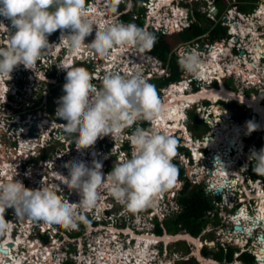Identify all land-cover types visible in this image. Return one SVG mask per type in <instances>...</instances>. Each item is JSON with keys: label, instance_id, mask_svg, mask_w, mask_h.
Listing matches in <instances>:
<instances>
[{"label": "clouds", "instance_id": "9594fccd", "mask_svg": "<svg viewBox=\"0 0 264 264\" xmlns=\"http://www.w3.org/2000/svg\"><path fill=\"white\" fill-rule=\"evenodd\" d=\"M93 1L89 0L85 4V0H0V16L11 21V28L0 21V27L8 31L0 29V36L3 37V35L9 33L7 44L5 46L3 44V47H0V80H3L6 86V89L0 92V116H6L9 111L15 110L17 112L18 107L23 104L24 99H30L36 94L39 95L47 88L51 89L59 81L64 84V95L57 100L58 107L55 115L61 120L58 122L52 119V121H55V124H50L49 122L47 123L49 126H43L46 132L48 131V138H44V140L62 143L68 140L67 134H75L77 151L89 148L90 146H94L98 151L94 157L97 160L94 159L92 161L91 167L84 161L70 160L64 164V167L68 170V174L65 176L57 173V175L60 183L66 187L56 186V180H54L52 172L48 169L44 171L49 165L42 172L48 178L44 182L45 184H41L40 187L35 182L31 183L28 187V183H30L29 178L26 179L27 177L21 174V172L23 173L30 168L40 169L41 162H39V166H35L40 158V153H38L40 147L39 138L31 135L30 138L28 135L29 138H26L30 139V141L34 139V142L30 147L24 148V154L22 155V149L19 146L20 141L14 139L12 133L10 136L8 135V131L14 132L16 129L12 126L14 122H11L10 118H0V123L5 120L7 125L6 131H3L2 126H0V133L5 135L3 148L7 152V156L3 162L0 161V166L2 167V169L0 168V178L4 180V182L0 183V234L12 228V234L19 236L24 229L23 236L27 235L26 239L32 242L41 239L39 241L41 246L45 243L42 235L48 236L49 242L52 244L53 239L50 237V234H52L57 243H66L61 251L65 253L63 254L65 258H67L66 256H70L73 259L75 258L73 254H76L79 250L78 244L83 243L82 237L86 235L88 230L91 231L90 233L106 232L109 236H112V239L121 236V234L131 236L130 233L125 234L126 229L132 228V226L128 225V220L125 219L126 216L123 214L125 211L119 209L123 205L130 207L133 216L136 215L135 213L147 215L148 222L153 223V225L155 223L154 228L158 222L162 225L164 220L169 216H172L175 212H179L180 210H172L170 200H167L168 193L176 190L175 186H170L173 188L169 189V191L165 188L169 187L174 181H177V184L181 186L179 189L181 191L186 181L191 182L187 175L188 169L184 165L183 156L185 155V157L193 161L192 148L198 146L196 142L190 145V141L196 140L191 135L187 137L180 129L174 128V120L171 119L167 121L168 126L171 125L169 126L170 131L167 133L146 131V126L151 122V119L167 117V110L161 104L154 85L148 83L156 78L168 77L164 75V72H160V67L158 66H153V64L148 66L149 70H152L154 74L148 81L139 72L125 78L114 70L108 74L104 71L105 77L97 79L99 83L96 86L92 83V77L85 67H76L75 64L64 65L66 58L61 55V51H58L54 54L57 58L56 63L53 64L54 71L51 74V78L48 80L42 78L43 75L41 77L38 75L41 67L38 66L36 68V66H33L41 59L42 53L46 49L58 44L49 43V36L58 30L60 36H58L59 34L51 36L53 38L51 42L55 41L56 37H58L57 41L59 43H63L65 47L73 51L79 50L82 47H88L101 55L105 54L114 45L131 43L135 44L138 49L145 50L148 54L156 56L149 50L154 46L156 41V37L149 30L152 28L154 31L167 36L176 33H163L162 30H166V26L165 29L161 26L158 30L154 27L157 20L149 17L144 19V15L143 26L139 27L136 21L139 16H137L136 12L132 11V15L128 16L123 13L126 9H131L130 5L133 7V0H130L131 2L128 1L129 7H126V4L122 6V3H117V6L110 4L115 16L117 13H120V17L117 18L118 23L111 24L103 30H96L94 39L90 43L85 44L86 37L92 35L94 31L93 21L86 14L85 7H87L86 5L90 6ZM150 1L144 0L142 4L147 5ZM217 4L219 5V3ZM145 5H143L144 11H146V15L148 16L150 15L149 8ZM181 7L187 12V25L181 26L182 30H186L189 24L192 23L190 21L191 16H189L187 7ZM243 7L244 5H241V10H244ZM126 20L128 24H125ZM147 20H150V23L154 25L150 24L146 31L144 26ZM225 26L229 27L227 24ZM12 29H15V31L13 32ZM182 30L177 32H182ZM148 58L153 61L152 56ZM160 60L163 61L162 59ZM178 62L180 61L178 60ZM163 63L166 64L167 62ZM58 64L61 65L58 67ZM167 64L169 67V63ZM20 65H23L25 70H18L11 76L10 74L14 69ZM262 67L264 70V65ZM121 72L123 73L122 70ZM17 74H21L22 76L17 77ZM28 74H34L38 79L35 84L36 86H30V89L24 86V77ZM64 75L66 76L64 77ZM193 79L194 81H199L195 77ZM170 84L162 86L161 91L163 92L165 87ZM220 101L224 100L220 99ZM209 103L211 104L204 105L206 107L205 110L202 109L203 105L194 104L198 105L197 110L201 117H204L201 114L202 111L207 115V107L212 106L213 102L209 101ZM258 116V121H260L261 117L260 115ZM20 117V113L12 116V118H17L18 120H20ZM249 119L251 120V118ZM232 121L240 122L235 117L232 118ZM136 125H141L143 128L137 127L133 132ZM10 126L14 130L10 129ZM248 130L245 131L246 135L249 132L258 131L256 130V125L252 124L251 121L248 124ZM7 140H12L16 143L13 148L14 150L12 149L11 152H9V148L7 147ZM126 142L133 146L131 158L122 159L115 163L112 170L105 175L102 171L104 163L111 159H116L120 149L119 146ZM253 145L256 146L254 143ZM200 152L204 154L202 150ZM172 158L173 162L180 163L186 168L182 179L175 180L177 169L172 163ZM249 159L252 161H249L247 169L251 177L249 179L245 178L243 181H247L242 184L237 183V186L233 189L234 193H230V196L224 195V190L217 195L215 194V189L217 188H207L206 179L208 176H204L200 182L204 184V190L208 193L213 192L214 196H211L213 207L208 210L206 215L209 221L210 211L216 207H218L219 211L216 215H218L220 220L226 218V215L220 212L223 208L230 212L227 220L230 219L231 215H234V210L231 209L230 204H235L237 207L242 208L243 211H247L243 206L246 201L239 199L240 197H246L250 200H256L252 197L253 195H249L246 191V188H249V182L251 184H259L264 189L262 185L264 182L261 184V182L256 181L260 178H253L251 173V166L255 164L253 171L258 175H264V145L259 147L258 151L253 150ZM45 160L52 161L47 157L42 163ZM7 162L14 165L13 170L15 172H20L17 174V177L15 176V180L8 181L7 176L6 178L3 177V167L6 166ZM40 170H42V167ZM39 174L42 175L41 172ZM35 184L39 187L35 188ZM101 189H106L112 196L108 198H113L116 203L105 200L107 207L100 214L98 212L94 213L92 206L96 204ZM73 190L79 195L78 202H70L69 199L72 197L62 199L64 193L70 195ZM155 195L156 198H153ZM163 196H166V200L163 199ZM219 196L223 199L227 196L229 200H220L217 204L215 198ZM72 199L74 200V198ZM165 202L169 204V207L164 206ZM159 203H161L160 206H158ZM142 205H144V210H135L134 212L135 207ZM116 206L117 210H113ZM8 209H10V215L9 213L7 215ZM251 212L255 214L254 211ZM13 214H16L17 218H13ZM119 218H123V222L118 224L117 219ZM29 219L32 221L30 222ZM215 223L217 224L218 222ZM233 223L234 230L235 225ZM42 225H45V230H42ZM241 227L243 228V226ZM107 228L111 229L107 231ZM113 229L116 231L114 232ZM148 230L150 232H144L135 228V231L139 234L159 237L155 233V229L148 227ZM202 232L199 236H193L189 232L185 233H189L194 238H200ZM168 234L177 235L178 233ZM230 234H227L226 243L233 242L229 246L238 249L235 255L238 253L236 256L239 257L243 252L248 251L245 248L251 247L253 250L249 252L255 255L256 264H259L254 249V242L257 240V236L256 239H254V236H251L243 246L241 241L235 242V238H232L233 235L231 236ZM101 235L103 234L99 233L97 237ZM126 239H129V237ZM228 239H231V241ZM2 241L3 239L0 240V243ZM136 241L134 238L128 243L134 242L136 244ZM85 242L88 244L87 239ZM153 246L154 249L152 250L155 253L164 252L165 249L168 252V244L166 243V246L163 247V240H156ZM71 249L74 250L71 251ZM201 256L204 259L207 258L203 254ZM76 260L78 261L77 258L74 259V261ZM215 261L218 264H222L218 260ZM162 264H164V261H162Z\"/></svg>", "mask_w": 264, "mask_h": 264}, {"label": "bare ground", "instance_id": "6f19581e", "mask_svg": "<svg viewBox=\"0 0 264 264\" xmlns=\"http://www.w3.org/2000/svg\"><path fill=\"white\" fill-rule=\"evenodd\" d=\"M100 1V0H98ZM154 1V6L150 7V9H152L151 11V16H154L152 18L156 19L157 25H161L163 27V29H165V25L170 28V32L173 33L176 30H180L182 29L181 26L182 24L179 22V19L182 18V16L178 15V16H174L173 11H171L170 13L173 14L174 18H167V17H162L160 14H164L167 13V10L164 7H167L169 4L173 6V0H153ZM96 1H93L89 7H85L86 9V14L92 19L93 24H94V30H96L95 25L96 23L99 22V19H97V16L102 15L103 18H106L107 20L109 19L107 17V12L105 10H101L99 11V8L97 7V4L95 3ZM109 2V1H108ZM171 6V7H172ZM263 7V6H262ZM162 11V12H161ZM169 14V13H168ZM234 15V16H233ZM233 15L230 14V16H232V19L236 18V13H234ZM238 15V14H237ZM262 15V14H261ZM169 17V16H168ZM261 17V16H259ZM111 19V18H110ZM239 19V18H238ZM182 20V19H181ZM253 20H255V17L253 18ZM0 21H2L7 27L11 28V21L5 19L4 17L0 18ZM251 21V19H250ZM10 23V25L8 26L7 24ZM234 21H230V24L232 26L231 29V33L237 34L239 25L242 23H238L239 25H234L233 24ZM110 25V23H109ZM108 25V26H109ZM99 27L100 24H99ZM1 29H4L7 31V29L0 27ZM247 28L245 25H242V29L245 31ZM101 30H103L101 28ZM12 31L14 32L15 29H12ZM8 32V31H7ZM6 40L3 41V44L6 45L8 40H9V33L6 34ZM95 37V36H94ZM94 37H92V39H94ZM239 38V37H237ZM246 41V40H245ZM91 41L89 39L85 40V43H90ZM254 42V41H253ZM49 43L55 44L58 43L55 46L50 47L51 52L56 53L58 51H61V55L63 57H65V62L67 61V65H71L73 60H77V53L79 50H75L73 51L70 48H67L63 45V43H59L56 40L51 42L49 41ZM250 42H246V44H248ZM250 45V44H249ZM55 50H52L54 49ZM227 47V46H226ZM52 48V49H51ZM233 48H236L237 50H239L241 52L240 56H234V61H232L231 63H233V66L238 67V69L240 68V66L244 67L245 71H248V68L246 66V63L249 61V57L247 56V53L251 50L252 51V46L250 45V47H248L250 50L246 51V47L243 45V43L240 44V47H235V44L233 43H228V51H227V56L229 58H233L230 57L231 55H235V53L233 54L231 52V49L233 50ZM186 51L187 49H190V47H185ZM225 49V48H224ZM81 50H83V48H81ZM198 49L195 48V51H197ZM216 50L217 47H212L211 50H209L208 52H203V59H201V61H196V60H192L189 59L188 60V65L191 66V70L192 72H194L195 78L201 80L202 83H206L201 89L195 91V92H187V89H189V85H188V79L181 81V82H177L175 84H172V86H167L164 89V94L166 95V98L168 99V101L164 102L162 100L161 104L163 105V107L167 110V117H157L154 119H151L152 123V127L149 128V132H163V133H167L170 131V127L167 124V121L169 119L174 120V128H179L180 126H182L181 130L183 131V133H185V135H187V137L190 136L189 131L185 128L184 124H182V120L185 121L187 119L186 117V113H185V109L190 108V106H193L195 103H199L202 100H209L213 102L212 107L210 108V113L212 114V117L210 118V121L212 122V127L217 129V136L212 139V140H204V144H201V140H199V144L196 145H201L204 147H208L210 149H212L213 154H209L206 157V160H203L202 162V167H203V173L208 172V174L211 176V181H210V188H222V191L227 188V185L230 188V182L233 184H237L238 181H243L245 179V176H243L244 174L241 175L240 170L242 168H246V163L244 164H239V160L241 158L240 155H243L244 153V148H245V144L243 141V132L248 130V124L247 122H244L243 124L240 123H235L234 121L230 120V110L228 109H223L220 104H218L219 100H225V101H229V100H237L239 102H244L245 105L246 103L253 106L254 107V111L256 113H258L261 117V120L258 123H252L254 125H256V130H260V129H264V103H262V101H260L257 97L255 96H245L243 94H238V93H234L232 91L227 90L226 88H219V87H215L211 85V87H207V84H211L213 83V81L215 80V73L216 71L219 69L221 76L219 78H221L222 76H225L227 74L226 69H224V66L222 65V63L216 59ZM128 51V46L127 44H119V45H114L111 49H109L105 54L101 55L99 53L94 54V58L98 59V58H102V64L96 65V68L99 69V71L101 70H105L108 73H111L113 70L116 71V73H119L121 76H123L126 74H131L133 75L136 72L139 73H143V70L141 68V66L143 67L146 66L148 67V65H146V63H142L139 61L138 63V67L137 70L134 71L133 68L130 66L132 63L136 62V59L134 58V56L137 55V51L133 50V54L131 55L130 53L126 54ZM89 52H95V50L89 48ZM190 52V51H189ZM198 53L200 51H197ZM64 53V54H63ZM188 53V52H187ZM183 54H186V52H183ZM253 54V53H252ZM83 55H88V53H83ZM129 55V57H128ZM93 56L91 58H89L90 60L93 59ZM188 57H191L192 54L188 53L187 54ZM252 56V55H251ZM185 57V55H184ZM83 60V59H80ZM231 63L229 64V67L231 65ZM76 64V62L74 63ZM196 64V65H195ZM73 65V64H72ZM21 68L24 70L23 65H20ZM118 67H121V69H117ZM155 66V65H153ZM19 68V67H18ZM158 70V68H156ZM109 70V71H108ZM121 70L123 71V73L121 72ZM250 72V74H248L246 76L245 79V84L246 81L247 83L251 82V78L253 81V72L252 71H248ZM261 72H259L257 74V81L258 84L259 81H261L259 79V74ZM186 74H190L189 71H186ZM125 77H128L126 76ZM97 78V76H95ZM95 79V78H94ZM217 80V79H216ZM218 81V80H217ZM252 83V82H251ZM6 89V86L4 84V81L0 80V92H3ZM248 107V106H247ZM205 106L202 107L203 110H205ZM209 113V114H210ZM210 114V115H211ZM205 115V112H204ZM209 115V116H210ZM206 117H208L207 115H205ZM36 116H32L29 119V122H27V120L24 121V125L22 127V125H18V129H15L14 133L19 137V146L22 149V151L24 152V148L30 147L31 146V141L30 139H27L26 137H29L28 135H25L27 133L28 130L30 132V128L31 125L34 121V118ZM220 120H224L222 121V123L220 125H218V122ZM49 121V120H48ZM18 123H22L21 119L17 120ZM32 122V123H30ZM39 126L41 125H47L46 121L42 122V120L39 121L38 123ZM23 128V129H22ZM249 131V130H248ZM36 132V131H35ZM39 133V131H38ZM23 135L24 138L21 136ZM110 136V135H109ZM236 141L235 145L232 146V154L231 151L228 150V146L231 145L230 141ZM193 145V142H191ZM196 148V147H195ZM218 153V157L220 158V160H218L217 158L214 157V153ZM234 152V154H233ZM198 152H196L197 155ZM235 155V157H234ZM1 157V156H0ZM213 160V161H212ZM237 163L238 167L240 168L237 171V165H235ZM6 166L3 167V177L8 176L7 178H12V179H16V177H14L16 175V172L12 169L11 171L6 172L7 169H11L10 164H5ZM87 165L89 167H91L92 163ZM242 165V166H240ZM65 167L59 168V173L61 174H68L65 173L66 171L64 170ZM194 169V168H193ZM193 171H196V173L193 174H197L200 173V171H197L196 169H194ZM235 171V172H234ZM19 173V172H18ZM234 173V175H232ZM207 174V173H206ZM248 175L249 172H248ZM255 184V183H252ZM59 185H63L59 182ZM221 185V186H220ZM171 185H169L170 187ZM252 186V185H251ZM259 186V184H257V187ZM102 191V189H101ZM221 191V192H222ZM249 195H253L252 197L258 195L259 196V201H258V213H257V217L255 218V220H253L252 222H250L251 220V216L248 214V211L246 210H242L241 208L238 207V210L236 211L237 213L235 214V217L233 216V222L236 221V223L234 222V225H240L239 223H241L242 220H244L246 223V225H248L249 223H251V225L249 226V228L244 227L242 229H234V234L237 235L236 239L237 240H241V239H246L247 237H251L253 236L254 232H252L254 229H256L257 225L260 224L259 226H261L262 222H264V192H259L258 194H256L255 192L251 191V190H247ZM104 192H100L99 193V198L96 202V204L94 206H92V210L94 211V213L96 211H98L100 214L103 211V209L105 207H107L105 205V200H106V195L103 194ZM73 194L76 195V197L74 198V200H72V202H78L79 200V195L73 190ZM217 194V193H215ZM218 195V194H217ZM227 201L229 200L226 196L225 198ZM101 209V210H100ZM253 219V218H252ZM254 225V226H253ZM241 226V225H240ZM262 227H264V225H262ZM260 233H261V238L257 239L255 242V246L257 247L255 249V253L257 254V258H258V262L259 264H264V250L261 249V246L264 247V241H262L261 239L264 240V229L259 228ZM114 232L116 231L115 229L113 230ZM6 236L5 239H3L2 243L4 245V247H6L9 250L8 254H4L2 252H0V264H27L28 262H30V253L32 251H29L27 253H24L22 255H20L19 253H17V251L20 248V244L23 241L22 239H24V237H26L27 235H21L20 237L15 238L12 234V228L10 230H7L6 232ZM125 233L127 234H131L132 239H136L137 240V247L133 249H113L112 245H111V240L112 238H107L99 247L97 250L98 253L96 254H100V253H106V255H108V253L110 254V257H112V261H116V259L118 260V263L116 264H131V262H134L135 264H154V260H155V256L153 254L152 250V246L154 244V242L156 240H163L165 243L169 244L173 239H181V238H188L189 240L193 241L194 243L198 242L197 238L192 237L189 233H179L178 235H171V234H165L162 237H156L154 235H146V234H138L137 232H135L132 228L126 229ZM102 237V236H101ZM130 237V236H129ZM258 242V243H257ZM52 244H57V241L52 242ZM120 244V243H119ZM119 247V246H118ZM29 254V255H28ZM41 256V253H36L33 252L32 256ZM47 256H51V254H48ZM115 258H114V257ZM200 256V255H199ZM52 257L53 254H52ZM96 257H99L96 255ZM199 258L204 259V257L200 256ZM49 259H53L50 258ZM82 260L81 263H84V259H88L87 256L84 257L82 255V257L80 258ZM97 260V258H95ZM90 262H93L92 260H89ZM95 261V260H94ZM104 263H106L105 258L103 259ZM204 261H207L206 263L208 264H218L217 261H214L212 258H205ZM85 263H87L85 261ZM133 263V264H134ZM32 264H41L38 261L33 262ZM113 264V263H111ZM157 264V262L155 263ZM234 264H244L242 261L237 260Z\"/></svg>", "mask_w": 264, "mask_h": 264}, {"label": "rangeland", "instance_id": "374dc122", "mask_svg": "<svg viewBox=\"0 0 264 264\" xmlns=\"http://www.w3.org/2000/svg\"><path fill=\"white\" fill-rule=\"evenodd\" d=\"M94 1H96L95 3L97 4V7L99 8V11H101V10H105L106 12H107V17L109 18V20L111 21V22H113V24H115V23H118V20H117V18H119L120 16H119V14L120 13H117L116 14V16H118V17H116L115 16V14L113 13V11H112V8L110 7L111 5H115V6H117L116 4L117 3H122V6H124L125 4H126V0H122V1H116V0H100V1H98V0H94ZM108 1H110V2H108ZM125 1V2H124ZM128 1H130V0H127V3H128ZM238 1H240L241 3L243 2H246V0H238ZM255 1V0H254ZM124 2V3H123ZM131 2V1H130ZM225 2H226V0H221V2L219 3V7H217L218 5H217V1H216V4H215V6L218 8V11L217 10H213V8H212V6H213V3H212V0H175L173 3V6L172 5H168L167 7H164L166 10H167V13H164V14H160L162 17H167V18H174V16H178V15H180V16H182V18H180L179 19V22L182 24V27H183V25H187V12H186V10L184 9V8H182L181 6H184V7H187L188 8V12H189V16H191L190 18H191V20L190 21H194L195 22V24H194V26L190 29V30H182V29H180V30H182V32H177V31H180V30H176L175 32L176 33H174V34H172V35H163V36H165V38H166V40L168 41V43L171 45V51H170V53H169V58H168V60L167 61H163V62H167V63H170L171 61H173L174 59L175 60H179L181 57H184V55H185V57L184 58H181V59H183L184 60V62H188V60L189 59H191L192 58V60H196V61H201V59H203V52H201V54H200V52L198 53L197 51H199V49H198V47H197V51H195V47H193L192 45H196L195 44V42H197V41H192L191 40V38L192 37H195L197 34H199V35H201L202 33H204V32H206V30L208 29V28H210L208 31L210 32L212 29H214L216 26H220V25H218V23H220V22H222L221 24H223L222 25V29L223 28H225V23L223 22V16H224V14H225V12H226V7H228V5H225ZM177 3H179V4H177ZM183 3H185V4H183ZM186 3H188L189 4V6H186ZM240 3V4H241ZM111 4V5H110ZM240 4H239V6H240ZM128 5V4H127ZM126 5V6H127ZM143 5H145L144 3H143ZM145 6H148V5H145ZM172 6V7H171ZM127 7H129V6H127ZM151 7V6H150ZM247 7V9L248 10H253V6H250V5H247L246 6ZM130 8L131 9H126L123 13H125L126 15H132V9H133V7L130 5ZM171 11H173V13H174V16H173V14L172 13H170ZM162 12V11H161ZM169 13V14H168ZM234 14V13H233ZM232 14V15H233ZM142 15H144V19L145 18H148V16L146 15V11H143L142 13H141V16ZM137 16H139V14L137 13ZM169 16V17H168ZM234 16V15H233ZM151 17H154V16H150L149 18H151ZM111 18V19H110ZM182 19V20H181ZM212 19H214V20H212ZM119 23H120V21H119ZM157 25V24H156ZM161 26V25H160ZM166 26V25H165ZM197 29H199V32L198 33H194ZM224 30V29H223ZM6 36L7 35H3V37H1L0 38V47H3V41L4 40H6L7 38H6ZM58 36H60V33H59V35ZM189 36V37H188ZM184 37H186V42L185 41H183V42H180L181 40H182V38H184ZM56 41H57V37H56V39H55ZM85 40H87V39H85ZM252 41H253V38H252ZM57 42H59V41H57ZM246 42L247 41H242V43H245L246 44ZM177 43H180V44H182L183 46H186L187 44H189L188 46L190 47V52L189 51H186V49H185V47H180L179 48V54H180V56L178 57V52H174L173 51V49H174V47H175V45L177 44ZM224 42H222V44H223ZM226 43V42H225ZM86 44V43H85ZM244 44V45H245ZM250 44V43H249ZM127 46H128V51H127V53L126 54H128V53H130L131 55L133 54V50H136L137 51V55L136 56H134V58L136 59V62H134V63H132L130 66L133 68V70L134 71H136L137 70V67H138V63H139V61L142 63V65H143V63H146V65H155V66H157V64H155L152 60H150L149 58H148V54H147V52L145 51V50H140V49H138L137 48V46L135 45V44H131V43H129V44H127ZM212 47V46H211ZM83 48V50H81V49H79V51H78V53H77V60L75 61V60H73L72 61V64L74 65V63L76 62V64H75V66L76 67H85L87 70H88V72L90 73V76L92 77V83L95 85V84H98V80L97 79H100V78H104L105 77V75L106 74H104L103 72L105 71V70H101V71H99V69L98 68H96V65L97 64H99V65H101L102 64V58H98V59H95L94 58V54H96V52H89V48L88 47H82ZM52 49V48H51ZM228 49V45H227V47L225 48V49H220V51H221V56L219 57V61L222 63V65L224 66V69H226V72L228 73L225 77H223V83H224V85L228 88V89H232V90H238V92H243V93H246V90L243 88V87H249L248 88V91L247 92H250V93H252V94H258V95H260L259 96V99L262 101V103H264V89L262 88V89H259L257 86L256 87H254V86H250V85H253L251 82L250 83H247V81H246V84H245V79H246V76L248 75V74H250V72H248V71H245L244 70V67L243 66H240V68L238 69V67H235V66H233V63H231V65H230V67H229V64H230V62H229V57L227 56V50ZM49 50H50V48H49ZM52 50H55V47H54V49H52ZM250 50V49H249ZM251 51V50H250ZM183 52H186V54H183ZM191 53L192 54V56L191 57H188L187 56V54L188 53ZM231 52L234 54L235 53V55H231L230 54V57H233L232 58V61H234V56L236 57V56H240V54H241V52L239 51V50H237L236 48H233V50L231 49ZM52 53V52H51ZM57 53V52H56ZM56 53H54V54H56ZM83 53H88V55H83ZM251 52H248L247 53V56L250 58L251 57V55H252V53L250 54ZM93 56V59L92 60H90L89 58H91ZM128 57H129V55H128ZM155 57H157V56H155ZM158 58V57H157ZM80 59H83V60H80ZM158 59H160V58H158ZM186 60V61H185ZM260 61V60H259ZM186 62V64L188 65V63ZM71 64V65H72ZM78 64V65H77ZM196 65V64H195ZM144 66V65H143ZM50 68V67H49ZM93 68V69H92ZM141 68H142V66H141ZM259 68H260V62L258 63V70L257 71H255L254 72V74H253V80H254V82H256V84H258L257 82V74L260 72V70H259ZM117 69H118V71H119V69H121V67H118L117 66ZM186 69V67H184V69H183V71ZM117 71V70H116ZM186 71H189V73L190 74H186L185 76H183V72L180 74V78H177V79H175V80H173V81H176V80H180V81H178V82H181V81H184V80H186V79H188V81H189V78L188 77H190V76H192V77H195L196 75H194V72H192V70H191V66H189L188 65V69L186 70ZM161 73H163L164 71H160ZM258 72V73H257ZM107 74H108V72H106ZM103 75V76H102ZM126 75V74H125ZM19 76H22L21 74H17V77H19ZM95 76H97V78L95 77ZM126 76H131V74H127ZM183 76V77H182ZM16 77V78H17ZM259 77V76H258ZM95 78V79H94ZM182 78V79H181ZM251 80H252V78H251ZM217 80H214L213 81V83H211V84H207L206 86L207 87H211V85H212V87L213 86H217V85H215V82H216ZM219 81V83L221 84V82H220V80H218ZM206 83H202L201 82V80H199V81H194V89H191V87H190V89H187V92H195V91H197V90H199V89H201L204 85H205ZM63 83H58L56 86H58V91H57V95L59 96V97H61L62 95H64V92H63ZM165 86V85H164ZM170 86V85H169ZM167 87V86H166ZM220 87H222V84H221V86ZM219 87V88H220ZM161 88L162 87H160V86H158L157 85V89H158V91H159V95H158V97L159 98H162L161 100L162 101H164V102H166V101H168V99L166 98V95L163 93L164 92V90H163V92L161 91ZM254 92V93H253ZM252 94H248V95H252ZM38 96L39 95H34V97H37L38 98ZM47 99L42 103V104H40V106L37 108L38 109V111H36V112H38V114H43L42 116H43V120L42 121H46V123H48V122H50V124H51V122H53L51 119H55V117H53L52 118V112L51 113H49L46 109H45V107L47 108V106H49V105H51L52 104V102H51V96L49 97V96H47L46 97ZM232 100H229V101H226L225 102V100L224 101H220L219 100V102H218V104H220V106L221 107H223V108H228V107H226L225 105H227V103H230ZM54 102L57 104V99L55 100L54 99ZM235 102H237V103H239V104H245L244 102H239V101H235ZM225 103V104H224ZM198 105H203V107H204V105H209V104H211V103H209V100H207V99H205V100H202L201 102H199V103H197ZM58 105V104H57ZM213 105V104H212ZM247 105V104H246ZM26 106H27V104H24V102H23V104L22 105H20L19 107H18V111L17 112H15V110L14 111H9L8 112V114L6 115V116H0V118L1 119H4V118H10L11 116H13L14 114H19L22 110H24V108H26ZM194 106H192V107H190V108H188V109H185V113H186V117H187V119L185 120V121H183V123H184V126H185V128L187 129V125L190 127V128H192V130L194 131V133H196V134H198V136H200L201 134H202V137H203V139L205 140V139H207L208 137V135H211V133L210 132H214V134L216 133V129H214L212 126L208 129H206L205 127L203 128L202 127V124H198V123H193L191 120H192V117H190L189 116V113L188 112H190V111H192L194 108H193ZM212 106L210 105L209 107H207V110H208V112H207V115L209 116L211 113H210V108H211ZM229 110H230V114L232 115V117H231V121H232V118L233 117H235L234 116V109L233 108H228ZM15 112V113H14ZM252 112H254V109H252ZM210 113V114H209ZM233 113V114H232ZM212 115V114H211ZM230 115V116H231ZM208 118V117H207ZM249 118H251L250 116L249 117H247L245 120L247 121V122H250L251 121V123L252 122H254L253 121V119H249ZM49 120V121H48ZM238 120V119H237ZM5 121V120H4ZM222 121H224V120H222ZM240 122H241V120H239ZM258 121V120H257ZM239 122V123H240ZM259 122V121H258ZM191 123V124H190ZM242 123H244V122H242ZM187 124V125H186ZM212 125V124H211ZM153 125H152V123H148L147 124V126H146V131H149V128L150 127H152ZM182 128V126H180V129ZM17 129V128H16ZM188 130V129H187ZM260 130H264V129H260ZM260 130H258V131H260ZM182 131V130H181ZM183 132V131H182ZM11 133L13 134L12 135V137L14 138V139H17V140H20L19 139V137L13 132V131H11ZM245 133L246 132H244L243 133V137H244V135H245ZM184 135H185V133H184ZM23 138H24V136L23 135H21ZM48 138V137H47ZM1 139L2 140H5V137H1ZM202 140V139H201ZM244 140H245V138H244ZM198 141H199V139H198ZM198 141H190V144H192L191 142H193V143H195L196 142V144H199V143H197ZM7 145L8 146H10V147H12V148H14L15 147V145H16V143L15 142H13L12 140H7ZM244 143H245V141H244ZM4 143L3 142H1L0 141V145H3ZM246 144V148H244L245 149V151H244V153H243V157L242 158H248L251 154H252V152H253V150H255V151H258V149H259V147H262V146H259V147H257V146H254L252 143H249L248 145H247V143H245ZM94 146H90L89 147V149H91V151L93 152V150H92V148H93ZM196 147V146H195ZM195 147H193L194 148V150H196V149H198L197 147H199V146H197L196 148ZM210 149V148H209ZM85 149H80L79 151H77V154L73 157V158H71V159H60V160H58V161H62V163L63 164H65L66 162H68V161H70V160H73V161H75V158H77V157H79V152H83ZM132 150H133V146L132 145H130V147H129V152H131L132 153ZM67 152V155H65L66 157L68 156V155H70V151L69 150H67L66 151ZM211 152H212V149H211ZM48 154H49V151L47 152ZM128 153V152H127ZM126 153V154H127ZM231 154H232V151H231ZM234 154V153H233ZM196 155V154H195ZM95 157V155H93L92 154V156L91 157H89V156H84V158H85V163L87 164H91L92 163V161L95 159V160H97V158H94ZM234 157H235V155H234ZM128 159L129 158H131L130 156H128L127 157ZM206 158V157H205ZM121 160L122 159H124V157L123 158H120ZM77 161V160H76ZM200 161H202L203 162V156L202 155H200L199 154V152L197 153V155H196V157H195V159H194V161H193V163H198V162H200ZM55 162H51V164L49 165V166H47L46 167V169L45 170H49V171H51L52 173H53V177H54V180H56V182H55V185L56 186H58L59 185V178H58V175H57V172H56V169L53 167V164H54ZM189 163H191V162H189ZM242 164H244V163H242ZM195 165H197L196 167H199L200 168V166H199V164H194V166ZM235 165H237V163L235 164ZM248 165V163H246V166ZM10 170L9 169H7L6 170V172H8V171H11L12 169H13V164L12 163H10ZM240 166H242V165H240ZM0 168L2 169V167L0 166ZM193 168L194 167H188V171L190 172L191 170H193ZM40 169H41V167H40ZM240 168L238 167V165H237V171L239 170ZM32 170H34V169H32ZM64 170L66 171L65 173H68V170L66 169V168H64ZM202 170V169H201ZM186 172V171H185ZM184 172V173H185ZM235 172V171H234ZM240 172H241V175L242 174H244L243 176H245V178L247 177V175H248V169H247V167L246 168H243V169H241L240 170ZM39 173H40V171H39ZM42 173V172H41ZM183 173V174H184ZM207 173V174H206ZM206 173H203V174H205V175H208V177L209 178H211V176L208 174V172H206ZM17 174H18V172H16V177H17ZM192 175L194 176V174L192 173ZM232 175H234V173L232 174ZM14 176V177H15ZM8 177V176H7ZM51 177V176H50ZM183 177V176H182ZM36 178H39V177H36ZM42 178V177H41ZM40 178V182H38V181H34V182H36L37 184H39L40 185V187H41V184H45L44 182H45V180H43V179H45V178H43V179H41ZM20 179H21V177H20ZM176 179H179L178 177H176ZM14 180H15V178H14ZM262 180V179H261ZM21 181V180H20ZM47 181V180H46ZM245 181H247V180H245ZM245 181H243V182H241L240 180L238 181V183L239 184H242V183H244ZM256 181H258V180H256ZM51 183H53L52 181H50ZM262 182H264L263 180H262ZM233 183H231L230 182V184L229 185H232ZM252 185V186H251ZM35 186V188H37V187H39V186H37L36 184L34 185ZM47 187H49L48 185H46ZM51 186H52V184H51ZM171 186H176L175 185V181L171 184ZM221 186V185H220ZM235 186H237V184L235 185V184H233L232 185V187H235ZM59 187H66L65 185H59ZM35 188H32V189H35ZM175 188V187H174ZM227 188H229V186L227 185ZM247 190H252L253 192H255L256 194H258L259 192H264V189H263V187L261 186V185H259L258 187H257V184L255 183V184H250L249 185V188H246ZM104 195H106V196H110V197H112L110 194H109V192L107 191V190H105L104 191V193H103ZM179 194H180V191H179V193H178V195H177V198H176V200H177V202H178V196H179ZM223 194L224 195H228V196H230V191H227V190H225L224 189V191H223ZM208 195H211L212 197H214L213 196V192H209V194ZM171 196V195H170ZM70 198V195L68 194V193H64L63 194V197H62V199H69ZM254 198L257 200V203H258V201H259V196L258 195H256V196H254ZM171 200V199H170ZM221 200V197L219 196V197H217V198H215V201H217V202H219ZM224 200H226V199H224ZM160 201V200H159ZM71 202H72V200H71ZM75 202V201H74ZM161 202V201H160ZM179 203V202H178ZM123 204H126V203H123ZM180 204V203H179ZM161 205V203H159L158 204V206H160ZM144 206V205H143ZM179 206H181V205H179ZM230 207H231V209L232 210H234V213L236 214L237 212V210H238V207L235 205V204H232V205H230ZM223 208V207H222ZM124 209L125 210H128V209H130L127 205L124 207ZM181 210V209H180ZM9 211H10V209H8L7 210V215H8V213H9ZM96 212H98V211H96ZM103 212V211H102ZM219 211H218V207H216V208H214L212 211H210V214H209V217H210V221L208 222V224L206 225V227L203 229L204 231L202 232V235H201V237L200 238H197V240H198V242L196 243H194L193 241H191V240H189L188 238H181V239H179V238H177V239H173L169 244H168V255L167 256H164V255H162V253H161V257H162V259L165 261V264H208V263H206L207 261H204V260H202V258H199L201 255H202V251H203V249L205 248V247H208V248H210V249H213V250H217V249H219L222 245L224 246V247H228V245H227V243H224V241H221L220 242V240H224V239H226V237H227V234H230V233H232L233 234V237L232 238H235L236 239V237H237V235L236 234H234V231H232L231 230V228H232V223H228V222H231L233 219V217H231L228 221H227V216H228V214L230 213V212H228L225 208H223V209H221L220 210V212L224 215H226V218H224V220H220L219 218H218V215H216L217 213H218ZM259 212V211H258ZM257 212V213H258ZM99 213V212H98ZM257 213L255 212V214H254V216H256L257 217ZM125 216H126V218L125 219H127L128 220V225H131L132 226V229H134V231H135V228H138L139 230H142V231H144V232H150V230H148V227H151V228H153V229H155L156 230V227L154 228V225H155V223H154V225H153V223H150V222H148V219H147V215H143V213H135L136 215L135 216H133L131 213H129L128 211H125L124 213H123ZM234 214V215H235ZM9 215H10V213H9ZM123 222V218H119V219H117V223L119 224V223H122ZM126 223H127V221H125ZM211 222H213L214 223V225H212V223ZM215 222H218L217 224L215 223ZM150 223V224H149ZM235 223H236V221H235ZM261 225H264V222H262V224ZM148 226V227H147ZM161 227H163V236L167 233H169L168 231H167V226L164 224V223H162V226ZM100 228V227H99ZM102 228V227H101ZM95 229V228H94ZM108 229H111V228H107V231H108ZM114 230V229H113ZM23 231H24V229H23ZM23 231H22V234L20 233V235L19 236H15V235H13L15 238H17V237H20L21 235H23ZM218 231H220L221 232V234H222V236H223V238L224 239H220L219 237L220 236H218V234H217V232ZM91 231L90 230H88L87 232H86V235H84L82 238H83V243H79L78 244V249L80 250V252H83L82 254H80L78 257H77V259H78V264H81V262H82V260L80 259L81 257H82V255L84 256V257H88L89 255H92V257H95V256H93V255H95V253H98L97 252V250H95V249H98V247L107 239V238H112V236H109V234L108 233H106V232H102V231H100V232H94V233H90ZM136 232V231H135ZM186 231H184V230H181L179 233H185ZM99 233H101V234H103V235H101L100 237H96V235H98ZM138 233V232H137ZM156 233V232H155ZM178 233V234H179ZM94 234V235H93ZM139 234V233H138ZM148 234V233H147ZM177 234V235H178ZM231 235V234H230ZM122 236V237H121ZM121 236H119V237H117V238H115L114 240L112 239L111 240V245H112V248L113 249H117V250H119L120 249V246H123V247H121V249L123 248V249H128V250H130V249H133L134 248V250H135V248L137 247V241H136V244L134 243V242H131V243H128V241L129 240H126V238H128L129 236H126V235H124V234H121ZM24 237V236H23ZM27 237V236H26ZM26 237H24V239H22L23 241L21 242V244L19 245L20 246V248H19V250L17 251V253H19L20 255H22V254H24V253H27V252H29V251H32L31 253H30V262H28L27 264H32L33 262H35V261H38V262H40L41 264H56L54 261H55V259H49V257L50 258H56V257H58V258H62V257H65V256H63L62 254H65V253H59V252H61L62 251V249H63V247L65 246V244L66 243H61V242H58L57 244H54V245H52L50 242H48L47 244H45L44 243V247L43 246H41V244L39 243V241H41V239H39V240H36V241H34V242H32L31 240L29 241L28 239H26ZM35 237V236H34ZM84 238L85 239H87V242L88 243H90V245L89 244H87L85 241H84ZM231 238V239H232ZM2 238H1V236H0V240H1ZM129 239H132V236H130L129 237ZM136 240V239H135ZM54 241H57L56 239H54ZM120 243V244H119ZM258 243V242H257ZM256 244V242H254V245ZM154 245V244H153ZM119 246V247H118ZM166 246V243L164 242V246L163 247H165ZM222 246V247H223ZM152 249H154V246H152L151 247ZM257 247H254V249H256ZM120 249V250H121ZM236 249V248H235ZM248 249V248H247ZM250 249V248H249ZM74 249H71V251H73ZM155 250H156V248H155ZM238 249H236V251H237ZM257 250V249H256ZM76 251H77V248H76ZM152 252H153V254H155V252H154V250H151ZM235 251V252H236ZM33 252H38V253H41L42 255L41 256H36V254H35V256H32L33 255ZM165 252H167V250L165 249L164 250V253ZM235 252H234V256H235V258H234V260H233V264L237 261V260H240L236 255H235ZM48 254H51V256H47ZM52 254H53V256L54 257H52ZM76 255H78V254H76ZM200 255V256H199ZM155 256V255H154ZM91 257V258H92ZM156 257V256H155ZM199 259H201L202 261H200V260H198V258ZM89 258V257H88ZM91 258H89V259H91ZM207 258H213V260L215 259V260H217L216 258H214V256H212V254L210 255V256H208ZM236 258H238V259H236ZM53 260V262H50L49 263V261H52ZM96 260V259H95ZM214 260V261H215ZM84 261V260H83ZM200 261V262H199ZM240 261H242V260H240ZM155 262H157V264H162V261H159V260H157V257L155 258V260H154V262L153 263H155ZM243 262V261H242ZM244 263V262H243ZM222 264H231V263H229V262H227V260H224L223 262H222Z\"/></svg>", "mask_w": 264, "mask_h": 264}, {"label": "flooded vegetation", "instance_id": "af4514ba", "mask_svg": "<svg viewBox=\"0 0 264 264\" xmlns=\"http://www.w3.org/2000/svg\"><path fill=\"white\" fill-rule=\"evenodd\" d=\"M152 1V2H151ZM150 1V3H151V5H152V7L154 6V1L153 0H151ZM128 4V5H127ZM183 4H185V3H183ZM126 5L127 6H129L130 4H129V2L128 3H126ZM126 6V7H127ZM186 6H189V4L188 3H186ZM115 14V13H114ZM150 16H151V14H150ZM2 16H0V18H1ZM152 18V17H151ZM232 16H230L229 15V17H227V21H228V23L230 24V21L232 20ZM97 19H99V22L98 23H96V25H95V29L96 30H101V28L102 29H104V28H106L108 25H109V23H110V25L111 24H113V22H111L109 19L107 20L106 18H103V16L102 15H99V16H97ZM251 21H253L254 22V20L253 19H251ZM192 23L191 24H189V27L186 29V30H190L193 26H194V24H195V22L194 21H191ZM222 22H220V23H218V25H220L221 27H222V25L223 24H221ZM99 24H100V26L101 27H99ZM8 26L10 25V23H8L7 24ZM231 25V24H230ZM245 26L247 27V25L245 24ZM11 27V26H10ZM229 27H227V26H225V28H223L224 29V31H225V34H219L218 35V37L216 36V37H214L212 34V32H213V30L214 29H212L210 32L208 31L210 28H208L207 30H206V32H204V33H202L201 35H199V34H197L195 37H192L191 38V40L193 41H197V42H195V43H198L199 44V47H198V49H199V51H200V54H201V52H208L209 50H211L212 49V47H217V50H216V59L217 60H219V57L221 56V51H220V49H224V48H226V46L228 45V43H233V44H235V47H237V43H239V38H237V37H235V38H232L233 36L231 35V33L229 32V29H228ZM1 29V28H0ZM1 32V31H0ZM198 33V32H197ZM223 39H224V41H223ZM183 41H187L186 40V37H184V38H182V40L180 41V42H183ZM254 41V42H253ZM253 41H252V43H250V45L252 46V51H250L251 53H253L252 54V56L249 58V61L246 63V66H247V68H248V71H252L253 73L255 72V71H257L258 70V63H259V58L261 57V52L263 51V46L261 45V42L258 40V37L255 35V37H253ZM222 42H224L223 44H222ZM226 42V43H225ZM242 43V42H241ZM178 44H180V43H177L176 45H178ZM175 45V46H176ZM5 46V45H4ZM212 46V47H211ZM182 47H187V45L186 46H182ZM189 47V46H188ZM46 50H48L49 51V49H46ZM190 49H187V51H189ZM246 50V49H245ZM247 51V50H246ZM51 52V51H50ZM49 52V53H50ZM229 62L231 63L232 62V58H229ZM67 61L65 62V64L64 65H67ZM264 65V57H262V59L260 60V68H259V70H260V74H259V79L261 80V81H264V70H263V66ZM24 67V66H23ZM185 67H186V69H188V65L186 64L185 65ZM18 70H23L22 68H21V66H19V68L17 67L16 69H14V71L10 74L11 76L14 74V72H17ZM24 70H25V68H24ZM258 73V72H257ZM228 74V73H227ZM226 74V75H227ZM215 75H216V77H215V80L217 79V80H220V82H221V84H222V87L221 88H226L227 90H229V91H232V92H234V93H238V94H243V95H245V96H255V97H257L258 99H259V96L260 95H258V94H252V93H250V92H247L246 91V93H243V92H238V91H235V90H232V89H228L225 85H224V83H223V77H225V76H222L221 78H219L220 76H221V73H220V71H219V69L216 71V73H215ZM189 78V82H188V85H189V89H190V87H191V89H194V79H193V77L192 76H190V77H188ZM182 79V78H181ZM1 81H3V80H1ZM178 81H180V80H176V81H171V82H169L168 84H170V83H172V84H175V83H177ZM261 81H259V83L261 82ZM58 83H60L59 81L55 84V85H53L52 86V88L50 89V88H47L46 90H44L43 92H41L40 94H39V96H38V98L37 97H32V98H30V99H24V104H27V106H26V108H24V110H22L21 112H20V118L19 119H21V121H22V123H18L17 122V120L16 121H14V123L15 124H17V127H18V125H24V121L25 120H27V122H29V118L30 117H34V116H36L34 119H36V120H38V123H39V121L40 120H43V114L41 113V114H38V112H36V111H38V107L40 106V104H42L47 98V96H51V102H52V104L51 105H49V106H47V108L45 107V109L49 112V113H51L52 112V118L53 117H55V119L54 120H57L58 122L61 120V119H59V118H57L56 117V115H55V111H56V109H57V107H58V105L54 102V99L56 100H58V98H59V96L57 95V91H58V86H56ZM148 83H150V84H153L154 83V81H149ZM221 84L219 83V81H216L215 82V85H217L216 87H220L221 86ZM260 86H261V88H263L264 89V83H260ZM259 86V87H260ZM258 87V88H259ZM53 90H55V91H53ZM254 93V92H253ZM248 94H252V95H248ZM159 98V97H158ZM160 100L162 99V98H159ZM260 100V99H259ZM233 102H235V101H237V100H232ZM261 101V100H260ZM46 102V101H45ZM226 102V101H225ZM237 103V102H236ZM225 104V103H224ZM237 104H239V103H237ZM247 104V103H246ZM207 105V104H206ZM242 105H244L246 108H248L250 111H249V115L251 116L252 114H256L257 116L259 115L258 113H256L255 111L254 112H252V109H254V107L253 106H251V105H249V104H247V105H245V104H243L242 103ZM247 106H249V107H251V108H249V107H247ZM197 107H198V105H194V109L192 110V111H190V112H188L189 113V116L190 117H192V122L193 123H198V124H202V127L204 128H210L211 126H210V118L212 117V115H210V116H208V118L206 117V116H204V117H201L200 115H199V112H198V110H197ZM226 109V108H225ZM234 111H235V109H234ZM12 117V116H11ZM10 117V118H11ZM259 117V116H258ZM52 120V119H51ZM43 122V121H42ZM175 122V121H174ZM241 122H243V120H241ZM30 123H32V122H30ZM49 123V122H48ZM254 123H258V122H254ZM33 124V123H32ZM51 124H55V121H53V122H51ZM182 124H184L183 123V121H182ZM191 124V123H190ZM11 125V124H10ZM23 125H22V127H23ZM187 125V124H186ZM32 126V125H31ZM44 125H41V126H39L38 124H37V126H36V129L34 130V134H32L31 136H37L38 138H39V144H40V147H39V150H38V153H40V158H39V160L36 162V165L35 166H39V162H42L45 158H47V157H49L51 160H52V162H55L54 164H53V167L56 169V172L57 173H59V168H62V167H64V164L62 163V161H58V160H60V159H71V158H73L76 154H77V145H76V143H75V134H67L68 135V140L67 141H64V142H56V141H50V140H47V141H45L44 140V138L46 139L47 137H48V131L46 132V130H45V128L43 127ZM47 126H49V125H47ZM137 127H140V128H143L141 125H136L135 126V128L133 129V132H134V130L137 128ZM174 127V126H173ZM10 129H13V128H11V126H10ZM18 129V128H17ZM23 129V128H22ZM177 129H180V127L178 128L177 127ZM187 129H188V131H189V133H190V135L193 137V139L194 140H201V144H204V139H203V137H202V134L200 135V136H198V134H196V133H194V131L192 130V128H190L188 125H187ZM14 130V129H13ZM181 130V129H180ZM36 131V132H35ZM38 131H39V133H38ZM132 132V133H133ZM215 132V131H214ZM25 133H27V135H29L30 136V134H29V130L27 131V132H25ZM131 133V134H132ZM244 133V132H243ZM31 136H30V138H31ZM245 136H246V134L244 135V137H243V141H245L244 140V138H245ZM29 138V137H28ZM34 142V139H32V141H31V143H33ZM245 143H246V141H245ZM244 143V144H245ZM249 143H247V145H248ZM253 144V143H252ZM8 147V146H7ZM129 147H130V144L128 143V142H126V143H124V144H121L120 146H119V152H118V154H117V156H116V159H111L110 161H106L105 163H104V165H103V169H102V171H103V173L106 175L107 173H109L111 170H112V168H113V165L115 164V163H117V162H119V161H121V159L120 158H123L124 157V159H128L127 157L128 156H130L131 157V152H129ZM203 147V152H205L204 154H203V160H206V158L205 157H207L210 153H211V149H209L208 147H204V146H202ZM245 148H246V144H245ZM67 150H69L70 151V155H68L67 157L65 156V155H67ZM92 150H93V152L91 151V149H89V148H85V150L83 151V152H79V157H77V158H75V161L77 160V161H85V158H84V156H89V157H91L92 156V154L93 155H95V154H97L98 153V151H97V149L96 148H92ZM49 151V154L47 153ZM244 151H245V149H244ZM128 152V153H127ZM127 153V154H126ZM234 153V152H233ZM24 154V152L22 151V155ZM177 154V153H176ZM178 155V154H177ZM241 156V158H240V160H239V164H242V163H249V161H250V159H249V157L248 158H242L243 157V155H240ZM34 163V162H33ZM102 163V162H101ZM172 163L175 165L177 162H173V158H172ZM202 164V161H200L199 162V165H201ZM178 165H179V167L177 168V169H179V168H182L183 169V173L186 171V168L183 166V165H181L180 163H178ZM193 164H190L189 166H187V167H191ZM30 166H32L31 164H30ZM247 167V166H246ZM245 168V167H244ZM243 169V168H242ZM40 170V169H39ZM44 171H46V170H44ZM42 174V173H41ZM65 176L67 175V174H64ZM205 175V174H204ZM206 176H208V175H206ZM6 178V177H5ZM41 178V177H40ZM180 179V178H179ZM10 180H12V178H8V181H10ZM175 180H178V179H175ZM175 184H176V186H175V189L177 188V181H175ZM248 184H251V182H249ZM171 188H173V187H167V188H165L167 191H169V189H171ZM164 189V190H165ZM106 189H102V191L100 190V192H104ZM71 193H73V191H71ZM70 193V197H72V198H75L76 197V195H74V194H71ZM74 193H75V191H74ZM107 198H106V200H107V202H113V203H116V201L113 199V198H108V196H106ZM153 198H156V195L153 197ZM221 200L222 201H224V199L221 197ZM105 205L107 206V203H106V201H105ZM124 205L123 206H121L119 209L121 210V211H126L125 209H124ZM106 208V207H105ZM104 208V209H105ZM130 208V207H129ZM113 210H117V206L116 207H114V209ZM135 210H139V211H142V210H144L143 209V205L142 206H138V207H135L134 208V212H135ZM129 213H132V211H130V209H128L127 210ZM102 213V212H101ZM123 213V212H122ZM250 216H251V220H250V222H252L253 220H255V218H256V216H254V214H253V212H251L250 211ZM253 218V219H252ZM233 223V222H232ZM260 228L261 229H264V227H262V225L260 226ZM231 230L233 231V226H232V228H231ZM124 232V231H123ZM7 233L5 232V235H6ZM125 234H127V233H125ZM191 234V233H190ZM94 235V234H93ZM192 235V234H191ZM259 235H261V233H260V231L258 232V234H257V239H259L258 237H259ZM98 235H96V237H97ZM158 236L159 237H162L163 236V234H158ZM2 239H5V237H2ZM84 241H86V239H84ZM59 253H62V252H59ZM161 253H162V255H164V256H167L168 255V253L169 252H158V253H155V256L157 257V260H162V261H164L163 259H162V255H161ZM63 255V254H62ZM97 256H99V257H96L97 258V260H96V262L98 263V264H111V263H113V264H116V263H118V260L116 259V261H112V257H110V254L108 253V255H106V253H100V254H96ZM64 256V255H63ZM114 257V256H113ZM105 258V261H106V263H104V261H103V259ZM115 258V257H114ZM198 258V257H197ZM53 259H55V263L56 264H77L78 263V261L76 260V261H74V259H76V258H72V257H68L67 256V258H65V257H60V258H58V257H56V258H53ZM198 260H200V261H202L201 259H199L198 258ZM199 261V262H200ZM50 262H53V261H49V263ZM156 263V262H155ZM154 263V264H155ZM152 264V263H151ZM164 264H165V261H164Z\"/></svg>", "mask_w": 264, "mask_h": 264}, {"label": "built area", "instance_id": "2783aa9c", "mask_svg": "<svg viewBox=\"0 0 264 264\" xmlns=\"http://www.w3.org/2000/svg\"><path fill=\"white\" fill-rule=\"evenodd\" d=\"M216 1H217V3H220L221 2V0H212V3H213V6H212V8L214 9V10H217L218 11V8L217 7H219V5L216 7L215 6V4H216ZM241 2L240 1H238V0H226V2H225V5H228V7H226L225 9H226V12H225V14H224V16H223V22L225 23V24H227V25H229V32L231 33V29H232V26L228 23V21H227V17H229V15L231 14H233V13H236V18L235 19H232V21H234V25H239L240 23H242V24H240L239 25V28H238V31H237V34H235L234 35V33H231V35L233 36L232 38H235V37H239V43H237V47H240V44H241V42L242 41H248V42H250V43H252V38L253 37H255V35L258 37V40L261 42V45L263 46V51L261 52V57L259 58V60H261L262 59V57H264V0H246V2H242L241 4H240ZM239 4H240V6H239ZM148 5V8H149V14H151V11H152V9H150V6H152L151 5V3H149V4H147ZM241 5H252L253 6V10H250V11H248V10H241ZM263 6V7H262ZM238 14V15H237ZM262 14V15H261ZM259 16H261V17H259ZM134 17H135V15H134ZM148 17H150V15L148 16ZM255 17V20H254V22L253 21H250V19H253ZM239 18V19H238ZM151 21L150 20H147L146 21V24H145V26H144V29L147 31L148 30V27L150 26V24H152V23H150ZM239 23V24H238ZM125 24H128L127 23V20H126V22H125ZM247 25V28H245L246 30L244 31L243 29H242V25ZM152 25H154V24H152ZM154 27L156 28V29H158L159 30V28H161V26H159V25H154ZM163 31V33H165V34H170L171 32H170V28L168 27V25L166 26V30H162ZM58 38V37H57ZM223 41H224V39H223ZM196 45L194 46V45H192L193 47H195V48H197V47H199V44L198 43H195ZM245 43H243V45H244ZM189 44H187V46H188ZM183 45L182 44H178V45H176L175 47H174V49H173V51L174 52H178V54H179V48L180 47H182ZM245 47H246V50L247 51H249V48L248 47H250V45H249V43L248 44H245L244 45ZM50 48V47H49ZM48 48V49H49ZM50 51H48V50H45L43 53H42V56H41V59L39 60V61H37V63L33 66V67H35L36 66V68H38V66L39 67H41V69H40V71H39V76L41 77V75H43V77L42 78H45V79H50L51 78V74L53 73V71H54V65L53 64H55L56 63V58H57V56L56 55H54L53 54V52L51 53H49ZM250 52V51H249ZM148 54V53H147ZM251 54V53H250ZM152 56V59H153V62L154 63H156L157 64V66L158 67H160V71H164V75H166V76H169L170 75V69H169V67H168V64L166 63H163V61H161L160 59H158L157 57H155V56H153V55H150V54H148V57H151ZM179 56H180V54H179ZM181 57V56H180ZM181 58H184V57H181ZM179 59V61L181 62V63H183L184 65H186V62H184V60L183 59ZM260 62V61H259ZM61 64H58V67L60 66ZM50 67V68H49ZM142 70H143V73H142V76L146 79V81H148L150 78H152L153 76H154V74H153V72H152V70H149V68L148 67H146V66H143L142 67ZM186 70L187 69H185L184 71H183V76H185L186 75ZM109 71V70H108ZM103 76V75H102ZM123 76L125 77V75L123 74ZM182 76V77H183ZM125 78H127V77H125ZM197 79V78H196ZM197 80H199V79H197ZM38 81V79L34 76V74H28L27 76H25L24 77V86H25V88H27V89H30V86H36L35 84H36V82ZM251 82H252V84L253 85H250V86H254V87H259L260 86V84H256V82H254V80L252 81L251 80ZM98 83H99V81H98ZM101 83H102V81H101ZM258 83V82H257ZM260 83H264V81H261ZM96 86L98 85V84H95ZM170 86H172V84H170ZM245 90H248V88L249 87H243ZM259 89H262L261 88V86L259 87ZM201 114L202 115H204V113H203V111L201 112ZM205 116V115H204ZM231 119V118H230ZM9 120H11V122H14V121H16V120H18L17 118L15 119V118H10ZM238 122V121H237ZM245 122V121H244ZM210 124H212V122L210 121ZM243 124V123H242ZM0 126H2V129H3V131H6L7 130V125H6V123H5V121H2L1 123H0ZM169 126H171V125H169ZM211 126V125H210ZM10 134H11V131H8V135L10 136ZM1 137H5V135H3L2 133H0V141L1 142H5L4 140H2L1 139ZM196 141H198V140H196ZM199 142V141H198ZM181 144H186V143H181ZM8 146V145H7ZM197 147V146H196ZM8 148H9V152H11L12 151V147H10V146H8ZM198 149H196V150H194V148H192V153H193V157H194V159H195V157H196V152H200V150H202L203 151V149H202V146H199V147H197ZM14 150V149H13ZM205 153V152H204ZM0 156H1V158H0V161L1 162H3V160L5 159V157L7 156V152L4 150V148H3V145H0ZM202 156H203V153H202ZM183 160H184V165L187 167V166H189L190 164H193L192 165V167H194V169H196L197 171H200V173H197V174H194V176L192 175V173H196V171H193V170H191L190 172L188 171V173H187V175L189 176V179L191 180V182L192 183H194V184H197V183H200L202 180H203V178H204V176H206V175H204L203 174V167H202V164L201 165H199L200 166V168L199 167H196L197 165H195L194 166V164H199V162L198 163H193V161L190 159V158H188V157H185V155L183 156ZM250 161H252V160H250ZM19 162H20V160H19ZM51 162L52 161H49V160H45L43 163L41 162V167H42V170H39V169H34V170H32V168H30V169H28V170H26V171H24L23 173L21 172V174H23L24 176H26L27 178L26 179H28L29 181H30V183H28V187L30 186V184L31 183H35L34 181H38V182H40L39 180H40V177H42L41 179H43V178H45V179H43V180H45V182H46V180L48 179L47 178V176H45L44 175V173L42 174V175H40L39 174V171L40 172H43V170L45 169V167L47 166V165H50L51 164ZM189 162H191V163H189ZM8 164H10L9 162H7ZM6 163V164H7ZM187 169H188V167H187ZM202 169V170H201ZM249 172V171H248ZM20 173V172H19ZM18 173V174H19ZM53 174V173H52ZM250 174V173H249ZM22 177V176H21ZM36 177H39V178H36ZM251 177V175H247V177H246V179H249ZM206 181H207V188H210V181H211V178H209V177H207V179H206ZM2 182H4V180L2 179V178H0V183H2ZM258 182H261V184H262V180L261 179H259L258 180ZM263 186H264V184H262ZM180 185L179 184H177V188H176V190H173V191H171L170 193H168V197H167V200H170V204L172 205L171 207H172V210H176V211H179L180 209H181V206H179L180 204L177 202V200H176V198H177V195H178V193H179V189H180ZM214 188H216V187H214ZM235 187H232L231 185H230V188H225V190H231L230 191V193H234L233 192V189H234ZM241 190V189H240ZM171 195V196H170ZM163 199H165L166 200V196H163ZM71 200H73L72 198H70L69 199V201L71 202ZM239 200H242V201H246L245 202V205H243L244 206V208L245 209H247V211H248V214H250V211H254V213L256 212H258V209H259V206L257 205L258 203H257V200H255L254 201V199H252V200H250L249 198L247 199L246 197H240V199ZM216 203L218 204L219 202H217L216 201ZM231 203H233V202H231ZM230 205H232V204H230ZM164 206H167V207H169V204L167 203V202H165V204H164ZM242 209V208H241ZM219 215H220V213H219ZM221 216V215H220ZM235 217V215H231L230 216V218L231 217ZM13 218H17V215L16 214H13ZM210 218V217H209ZM29 221L31 222L32 220H30L29 219ZM228 221V220H227ZM235 222V221H234ZM212 223V225H214V223L213 222H211ZM246 222L244 221V220H242L241 221V223H239L241 226H243V228L244 227H248L249 228V226L251 225V223H249L248 225H246L245 224ZM49 225V224H48ZM237 225V224H236ZM260 224H258L257 225V227H256V229H254L252 232H254V234H253V236H254V239H256V236H257V234H258V232H259V228H260V226H259ZM246 227V228H247ZM46 228H45V225H42V230H45ZM234 231V230H233ZM217 234H218V236H220L219 238L220 239H224L223 238V236H222V234H221V232L220 231H218L217 232ZM233 234H231V236H232ZM50 237L53 239V242H54V239H55V237H53V235L52 234H50ZM250 237H247L246 239H241L240 241H241V243L243 244V246L248 242V239H249ZM114 240V239H113ZM116 240V239H115ZM126 240H129L128 242H130V240L131 239H126ZM228 240H230L231 241V239H228ZM221 241H224V243H226V239H224V240H221ZM237 241H239V240H237V239H235V242H237ZM89 245H90V243H88ZM230 244H233V242L231 241L230 243H228L227 245L229 246ZM52 245H54V244H52ZM223 246V245H222ZM224 247V246H223ZM226 248V247H225ZM248 248V249H247ZM247 248H245V250H248V251H252L253 249L251 248V247H247ZM250 248V249H249ZM83 252H80V250H78V252L76 253V254H78V255H76V254H73V256L75 257V258H77L80 254H82ZM238 254V253H237ZM236 254V255H237ZM70 255H72L71 253H70ZM93 256H95V257H92V255H89L88 257L89 258H91V259H89L88 257V259H84V263H82V264H95V263H97L96 262V260H95V258H96V255H93ZM67 257V256H66ZM89 260H92L93 262H90ZM94 260H95V263H94ZM53 261V260H52ZM85 261L87 262V263H85ZM134 262H131V264H133ZM135 264V263H134Z\"/></svg>", "mask_w": 264, "mask_h": 264}, {"label": "trees", "instance_id": "16d2710c", "mask_svg": "<svg viewBox=\"0 0 264 264\" xmlns=\"http://www.w3.org/2000/svg\"><path fill=\"white\" fill-rule=\"evenodd\" d=\"M88 1L89 0H85V4L88 3ZM143 1L144 0H133L132 11L139 14V18L136 20L139 27H142L144 23L143 15L141 16V13L144 11V7L142 4ZM243 9L248 10L246 5H244ZM149 32L154 34V36L156 37L154 46L151 47L149 50L158 58L162 59L163 61H167L169 58V53L171 51V45L166 40L165 36H163L161 33L154 31L152 28L149 30ZM197 32H199V29H197L194 33ZM59 33L60 32L58 30L53 34H51L49 37L57 35ZM212 33L214 37L216 36L218 37L220 33L225 34V31L220 26H216ZM184 67L185 66L182 63L178 62L175 59L169 63L170 75L168 77L156 78L153 80L154 83L152 85H154L157 95H159L157 85L162 87L164 85H167L169 82L177 78H180L179 76L183 72ZM65 76L66 75H64V77ZM225 106L228 108L235 109L234 116L238 120H245L247 117L250 116L248 114L250 110L242 104H237L236 102L231 101L230 103H227V105ZM250 117L251 119H253V121L258 120V116L256 114H252ZM221 123L222 120L218 122V125H220ZM235 123L240 124L239 122H235ZM212 133L213 134L208 135L207 136L208 138L205 140L210 141L214 139L217 136V129L215 134L213 131ZM245 141L246 143H254L257 147L264 145V131L249 132L245 136ZM254 165L255 164L251 166L252 177L260 178L264 181V175H258L253 171ZM174 166L176 167V169L179 167L178 163H176ZM182 176H183V169L182 168L177 169V177L182 179L183 178ZM208 194L209 193L204 190L203 183L192 184L191 182L186 181L178 196V201L182 205V209L179 212H175L172 216H169L166 220H164V224L167 226L166 228L167 231L172 234H177L181 230H184L186 232L191 233L193 236H199L202 230L204 229V227L209 222V219L206 216L207 212L213 207L211 202V195ZM161 226L162 225H160V222L156 224L155 231L157 234H163V227ZM42 239L45 243L49 242L48 236L46 235H42ZM235 251L236 249L233 246H228L227 248L221 246L217 250H213L208 247H205L202 251V254L206 257L212 254V256H214V258H216L219 262H223L224 260H227V262L231 263L235 258L234 256ZM238 258L246 264H256L255 255L249 251L243 252L241 255H239Z\"/></svg>", "mask_w": 264, "mask_h": 264}, {"label": "water", "instance_id": "95a60500", "mask_svg": "<svg viewBox=\"0 0 264 264\" xmlns=\"http://www.w3.org/2000/svg\"><path fill=\"white\" fill-rule=\"evenodd\" d=\"M86 6L89 7V5H86ZM95 31H96V30L93 31L92 35L86 37V39H89L90 41H92V40H93L92 37L95 36ZM51 40H53L52 37L49 38V41H51ZM95 52H96V51H95ZM96 53H97V52H96ZM37 124H38V120L34 119L33 124H32V126H31V128H30V132H29L30 135L34 134V130L36 129ZM12 126H13L14 128H16V127H17V124L12 123ZM210 133L213 134L212 132H210ZM230 143H231V145H229L227 148H228L229 151H232V146L235 145L236 141L232 140V141H230ZM218 153H219L218 151H217V153H214V157L217 158L218 160H220V158L218 157ZM199 154L202 155V152H199ZM211 154H213V152H211ZM212 161H213V160H212ZM221 191H222V188H220V187L217 188V189H215V192H216L217 194H219ZM253 226H254V225H253ZM234 228H235V229H242V227H241L240 225H235ZM0 235H1V237H5V236H6L4 232L1 233ZM258 238L260 239L261 236L259 235ZM261 240L264 241L263 239H261ZM261 249L264 250V247L262 246ZM0 252H2V253H4V254H8V253H9V250H8L6 247H4L3 243H0Z\"/></svg>", "mask_w": 264, "mask_h": 264}]
</instances>
